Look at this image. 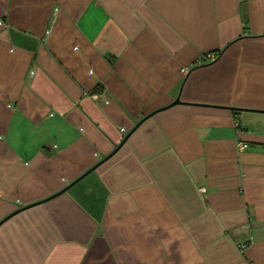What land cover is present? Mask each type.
Returning <instances> with one entry per match:
<instances>
[{"label":"crops","instance_id":"1","mask_svg":"<svg viewBox=\"0 0 264 264\" xmlns=\"http://www.w3.org/2000/svg\"><path fill=\"white\" fill-rule=\"evenodd\" d=\"M0 264H264V0H0Z\"/></svg>","mask_w":264,"mask_h":264},{"label":"water","instance_id":"2","mask_svg":"<svg viewBox=\"0 0 264 264\" xmlns=\"http://www.w3.org/2000/svg\"><path fill=\"white\" fill-rule=\"evenodd\" d=\"M179 102V100L178 99H176L175 101H174V103H178ZM132 132V130L122 139V141L119 143V145L115 148V150L112 152V153H110L106 158H104L102 161H100L98 164H100L101 162H103L104 160H106L107 158H109L124 142H125V140L128 138V136L130 135V133ZM96 166V165H95ZM94 166V167H95ZM94 167L92 168V170L94 169ZM20 210V209H19ZM18 210V211H19Z\"/></svg>","mask_w":264,"mask_h":264},{"label":"built area","instance_id":"3","mask_svg":"<svg viewBox=\"0 0 264 264\" xmlns=\"http://www.w3.org/2000/svg\"><path fill=\"white\" fill-rule=\"evenodd\" d=\"M182 72H183V73L186 72V69H184ZM246 146H247V145H246V144H243V143H240V144H239V148H240V149H244V148H246ZM201 190L203 191V189H201ZM243 247H244V245H241V248H243Z\"/></svg>","mask_w":264,"mask_h":264}]
</instances>
